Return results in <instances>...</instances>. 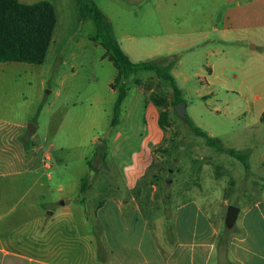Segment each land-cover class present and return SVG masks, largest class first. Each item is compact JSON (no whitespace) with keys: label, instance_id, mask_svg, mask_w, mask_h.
Returning a JSON list of instances; mask_svg holds the SVG:
<instances>
[{"label":"rangeland","instance_id":"374dc122","mask_svg":"<svg viewBox=\"0 0 264 264\" xmlns=\"http://www.w3.org/2000/svg\"><path fill=\"white\" fill-rule=\"evenodd\" d=\"M52 1L56 41L43 62H0V111L36 124L54 144L51 193L44 203L57 208L65 197L82 206L71 208L76 218H92L94 205L126 198L141 211L126 218L140 230L146 223L147 236L171 240L178 227L184 234L194 228L199 238L206 216L224 239L227 206L252 203L264 192V44L241 29L221 35L230 7L224 0H160L157 40L141 34L134 16L145 13L151 0L134 8L121 0H94L132 60H172L187 119L222 146L245 153L246 172L242 162L215 152L177 116L172 87L152 71L130 76L118 123L111 126L115 66L100 43L88 40L95 25L80 15L76 0ZM28 129L20 136L27 142ZM85 176L88 187L80 192Z\"/></svg>","mask_w":264,"mask_h":264},{"label":"crops","instance_id":"0c3cea01","mask_svg":"<svg viewBox=\"0 0 264 264\" xmlns=\"http://www.w3.org/2000/svg\"><path fill=\"white\" fill-rule=\"evenodd\" d=\"M17 1L32 4L42 0ZM46 1L54 7L52 0ZM121 1L134 8L145 0ZM151 2L145 13L134 16L140 20L141 34L157 40L161 35L156 29L161 1ZM224 3L230 7L224 13L222 28H218L221 35L225 36L227 30L241 29L249 36L255 34L264 44V0ZM161 24L166 34L172 33L165 22ZM53 32L49 45L56 41ZM209 32H204L207 38ZM95 33L88 40L98 44ZM128 39L132 42L133 36ZM252 46L258 48L255 43ZM116 75L117 70L109 82L112 92H116L111 86ZM27 127L29 131L32 128L27 121H18L0 111V264H264V192L256 201L237 206L239 213L233 227L224 234V250L220 254L216 249L218 232L206 216L205 230L199 238L195 237L194 228L184 234L175 227L171 240L153 233L147 236L146 223L145 229L140 230L137 221L129 222L126 217L134 211L140 215L141 211L126 198L122 202L111 200L112 204L104 201L94 205L92 218H76L71 208L82 211V206L68 203L65 197L57 208L47 207L50 201L44 203L51 193L49 169L56 163L52 162L54 144L47 134L39 135L35 124L26 148L20 136ZM63 187V183H57L58 190H64ZM111 210L123 218L111 217ZM83 247L85 252L78 254ZM70 249L76 251L69 254Z\"/></svg>","mask_w":264,"mask_h":264},{"label":"trees","instance_id":"16d2710c","mask_svg":"<svg viewBox=\"0 0 264 264\" xmlns=\"http://www.w3.org/2000/svg\"><path fill=\"white\" fill-rule=\"evenodd\" d=\"M78 11L90 18L96 29L94 39L108 52L113 65L117 70L115 81L116 98L113 104L110 125L118 123L121 104L127 94V81L131 75L139 71H152L161 79L167 81L172 87L174 101H183L180 90L171 72L172 60L161 62L159 60H132L121 46L120 41L113 33L112 25L105 13H103L94 0H76ZM56 16L53 5L46 1H37L32 4H23L17 0H0V62H22L39 65L43 62L52 32L55 26ZM187 124L193 133L203 137L206 144L215 152L225 153L242 162L246 172L249 171L247 155L232 148H227L208 136L199 127L193 125L186 117ZM21 139V138H20ZM27 148L29 142L21 139ZM104 155V154H103ZM89 169L93 170L88 161ZM80 192L88 187V176L83 177ZM229 230H225V234ZM220 254L224 250L223 239L218 238L216 245Z\"/></svg>","mask_w":264,"mask_h":264},{"label":"water","instance_id":"95a60500","mask_svg":"<svg viewBox=\"0 0 264 264\" xmlns=\"http://www.w3.org/2000/svg\"><path fill=\"white\" fill-rule=\"evenodd\" d=\"M173 109L179 118H181L182 120H186V103L184 101L175 103ZM31 129H33V127ZM60 203H63V201L60 200ZM238 213H239V208L237 206L235 205L227 206V210L224 218V224L227 229H231L233 227Z\"/></svg>","mask_w":264,"mask_h":264}]
</instances>
